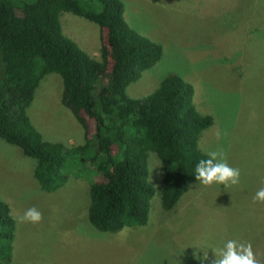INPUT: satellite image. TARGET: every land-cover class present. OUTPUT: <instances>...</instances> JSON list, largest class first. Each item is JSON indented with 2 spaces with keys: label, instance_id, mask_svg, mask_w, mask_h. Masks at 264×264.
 I'll use <instances>...</instances> for the list:
<instances>
[{
  "label": "rangeland",
  "instance_id": "1",
  "mask_svg": "<svg viewBox=\"0 0 264 264\" xmlns=\"http://www.w3.org/2000/svg\"><path fill=\"white\" fill-rule=\"evenodd\" d=\"M120 1L128 26L162 47L160 60L127 87V95L141 98L165 77H181L193 88L197 111L214 120L200 133L199 149L223 150L228 164L240 170V182L227 189L196 182L167 212L160 201L161 164L149 153L155 193L148 222L123 228L128 231L121 236V230L100 232L88 221V163L69 165L66 184L44 192L33 176L35 160L0 139V200L16 225L8 264H201L195 254L202 258L203 251L210 264L211 250L228 240L251 243L264 264V203L253 201L264 188V0ZM59 20L67 38L98 57L102 35L94 22L68 12ZM62 91L61 78L46 75L28 115L45 140L76 146L84 131L62 104ZM88 127L92 135L91 120ZM31 207L43 216L35 225L21 222Z\"/></svg>",
  "mask_w": 264,
  "mask_h": 264
},
{
  "label": "trees",
  "instance_id": "2",
  "mask_svg": "<svg viewBox=\"0 0 264 264\" xmlns=\"http://www.w3.org/2000/svg\"><path fill=\"white\" fill-rule=\"evenodd\" d=\"M123 11L120 0H0V139L35 160L33 176L44 192L66 184L69 165L88 163V221L111 233L148 222L155 193L149 153L162 168V209L177 205L197 182V162L208 158L198 138L214 122L197 111L192 86L176 75L147 96L127 95V87L160 60L162 47L131 29ZM62 12L100 28L97 58L63 34ZM49 74L62 80L61 101L84 131L82 144L49 142L29 118L35 92ZM15 227L0 200V264L12 260Z\"/></svg>",
  "mask_w": 264,
  "mask_h": 264
},
{
  "label": "clouds",
  "instance_id": "3",
  "mask_svg": "<svg viewBox=\"0 0 264 264\" xmlns=\"http://www.w3.org/2000/svg\"><path fill=\"white\" fill-rule=\"evenodd\" d=\"M217 139L220 133H216ZM207 159H201L195 166V180L198 187H211L213 185L223 186L225 189L238 185L240 182V170L231 167L227 162L226 153L223 150L210 151L207 153ZM254 202L264 203V188L259 189L253 198ZM42 213L36 208L27 209L21 217V222L31 223L33 225L42 221ZM128 229H122L119 235L123 236ZM214 259L210 264H259L251 243L237 242L228 240L222 247H216L211 250ZM201 258L195 254V258L201 261V264H208V251H203Z\"/></svg>",
  "mask_w": 264,
  "mask_h": 264
}]
</instances>
